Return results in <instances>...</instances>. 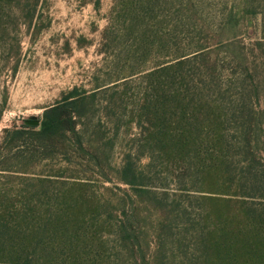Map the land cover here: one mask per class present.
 Instances as JSON below:
<instances>
[{"label":"rangeland","instance_id":"374dc122","mask_svg":"<svg viewBox=\"0 0 264 264\" xmlns=\"http://www.w3.org/2000/svg\"><path fill=\"white\" fill-rule=\"evenodd\" d=\"M263 44L264 0H0V137L58 104L75 123L38 170L58 176L60 264H142L159 235L186 253V214L240 176L244 122L264 147Z\"/></svg>","mask_w":264,"mask_h":264},{"label":"trees","instance_id":"16d2710c","mask_svg":"<svg viewBox=\"0 0 264 264\" xmlns=\"http://www.w3.org/2000/svg\"><path fill=\"white\" fill-rule=\"evenodd\" d=\"M65 104L46 110V121L39 132L26 127L2 131L0 264H60L57 257L62 246V221L61 196L56 190L58 176L43 175L38 170L52 154V132L62 124L70 130L75 125L71 114L61 113ZM63 116L66 120H61ZM253 120L244 122L238 131L239 144L244 146L239 161L240 176L219 196H202L205 207L199 214H186L193 217L192 228L187 239L184 238L188 243L186 253L178 257L167 251L166 235H159L157 255L153 260L142 256V264H164L163 261L170 260L179 264H264V147L260 149L258 145L257 122ZM220 124L218 119L211 127L208 125L202 145L211 144L213 150L223 148L226 136ZM178 138L181 137L170 139L176 142ZM223 165L230 169L231 162L221 156L218 166ZM129 230L117 227L115 232L120 241L129 242L130 236L124 238ZM106 234L104 231L100 238L88 240L91 244L99 242V247L104 248ZM139 242L146 245L144 240ZM178 246L174 249H179Z\"/></svg>","mask_w":264,"mask_h":264},{"label":"water","instance_id":"95a60500","mask_svg":"<svg viewBox=\"0 0 264 264\" xmlns=\"http://www.w3.org/2000/svg\"><path fill=\"white\" fill-rule=\"evenodd\" d=\"M30 124L33 126H36V125H38V122L37 121H31Z\"/></svg>","mask_w":264,"mask_h":264}]
</instances>
